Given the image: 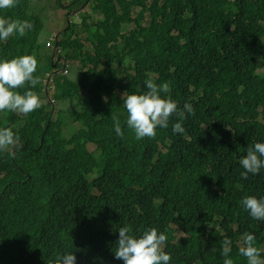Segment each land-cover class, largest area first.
<instances>
[{"label": "trees", "instance_id": "obj_1", "mask_svg": "<svg viewBox=\"0 0 264 264\" xmlns=\"http://www.w3.org/2000/svg\"><path fill=\"white\" fill-rule=\"evenodd\" d=\"M46 1L0 9L31 24L23 37L0 40L1 57L32 55L50 66L42 47L56 43L79 76H56L54 103L0 112V128L20 138L14 152H0V264H47L66 252L77 264H124L113 249L125 225L136 236L165 233L169 264H223L225 238L228 258L247 264L245 232L264 259V221L242 205L246 196L264 199V169L243 179L239 163L250 144L264 143V0H58L76 18L67 12L54 40V32L45 37L47 9L38 12ZM149 78L169 84L161 96L179 109L193 105L183 134L173 133L176 116L154 139L137 140L127 127L121 93L147 91ZM44 86L16 91L39 96ZM64 110L81 124L72 137L63 135Z\"/></svg>", "mask_w": 264, "mask_h": 264}, {"label": "clouds", "instance_id": "obj_2", "mask_svg": "<svg viewBox=\"0 0 264 264\" xmlns=\"http://www.w3.org/2000/svg\"><path fill=\"white\" fill-rule=\"evenodd\" d=\"M18 2L19 0H0V9L14 8ZM68 16L69 14H67ZM30 28L31 24L28 21L0 17V40H7L17 33L23 37L26 34V29ZM47 50L43 58L51 57L49 62L53 69H49L50 66L47 61L39 63L32 55H23L11 60L0 61V112L10 111L23 115L32 113L42 106L39 98L42 95L45 96L46 100L54 103V96H59L57 94L58 84L61 85L63 79L59 80L56 85L53 81L56 76L60 77L59 74L62 72L69 76L68 64L73 63V61L62 54V49H59L56 43L53 46L48 45ZM60 66H62V69H60ZM58 69L60 71H57ZM38 73L41 76L43 75L41 79L38 77ZM42 79L46 83H42ZM40 82L45 86L41 88L39 96L32 90L24 91L22 94L16 91V89H24L26 85H31L34 88ZM145 87L147 91L141 94H128V92H125L121 97L123 107L127 112V127L135 133L136 139H154L157 135V127L167 128L172 116H176L181 121L173 124V133L183 134L185 128L182 122L187 119V114L195 115L193 105L185 103L183 109H179L177 103L171 98H162L161 92H169L168 83L157 85L153 79L149 78L145 81ZM50 89H53V94H50V92L46 94ZM80 93L85 101L86 92L81 91ZM105 102H107V98H105ZM64 104L70 106L68 101ZM54 114L55 110L53 109ZM55 115H58L57 112ZM111 116L117 136H123L119 116L112 113ZM62 117L63 120H66L65 124L74 123L71 120L73 116L66 115L65 110ZM79 125L81 127L80 123ZM79 129L68 137H72ZM63 135L65 136L64 132ZM19 146L20 138L14 134L10 127L0 128V152H14L15 149L12 147L18 148ZM94 150L95 146L93 144H89L88 149H86V151L92 153ZM239 163L244 169L240 174L243 179H247L249 174L258 175L261 169H264V143L250 144L247 147V154L240 159ZM242 205L254 220L264 221V199L246 196L242 200ZM118 232L119 238L113 249L116 259L123 260L124 264H169L171 256L163 247L167 241L165 233L158 232L155 227H151L143 231L141 235L136 236L132 233L131 227L127 225L118 228ZM231 245V240L228 238L223 239V264H234L233 260L228 258ZM239 254L246 258L247 264H264V259L261 258V250L255 246V236L252 233L245 232L243 234ZM46 261L47 264H77V256L74 252H66L62 255L58 254L54 260L49 259Z\"/></svg>", "mask_w": 264, "mask_h": 264}, {"label": "rangeland", "instance_id": "obj_3", "mask_svg": "<svg viewBox=\"0 0 264 264\" xmlns=\"http://www.w3.org/2000/svg\"><path fill=\"white\" fill-rule=\"evenodd\" d=\"M57 1L58 0H48V1L44 2L43 4H41L40 7L38 8L39 9L38 12H40V10L44 11V9H47L46 12L42 14V17H43V15L48 16V23L47 24H48L49 30L45 28V37L50 36L54 32V34L52 35L53 40L58 39V32L64 26L62 18L64 17L65 14H67V12H69V16L68 17L65 16V18L67 17L68 21H71L72 19L76 18V14L74 11L70 12V11H67V9H64L62 7H58ZM64 2H70V0H64ZM84 3H82V4H84ZM77 4H78V2H77ZM92 18L94 19V21H96L98 19H101L102 15L101 14H93ZM145 25H146V23H145ZM128 27H129V30H132V28L134 27V24L131 23V24H129ZM81 38L84 39L85 35H82ZM44 49L46 50L47 48H45V46H44V47H42V50H44ZM1 55L2 54L0 51V60L5 59V58H2ZM68 65H69V70L71 71V75H69L68 77L71 81H76L78 79V76H79V73H78L79 71L76 68L74 69L73 63H69ZM60 69H62V66H60ZM60 69H58L57 71H60ZM257 72H259V73L263 72L264 73V70H260V71L258 70ZM42 83H46V81L44 79H42ZM18 92H20V91H18ZM49 92H50V94H53V89H50L49 91H47L46 94H48ZM83 94H85V93H83ZM123 94H124V92L121 93V96H123ZM44 97L45 96L42 95L39 98L41 101L46 103L47 100ZM87 99H89L88 92H86V100ZM55 117H56V115L54 114V118ZM78 128H80L79 124H69L68 123V124L64 125L63 132H64L65 136L68 137V136H71ZM12 148H14V147H12Z\"/></svg>", "mask_w": 264, "mask_h": 264}]
</instances>
